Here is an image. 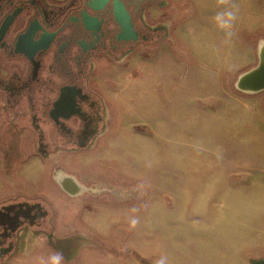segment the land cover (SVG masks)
Returning <instances> with one entry per match:
<instances>
[{
    "label": "rangeland",
    "instance_id": "1",
    "mask_svg": "<svg viewBox=\"0 0 264 264\" xmlns=\"http://www.w3.org/2000/svg\"><path fill=\"white\" fill-rule=\"evenodd\" d=\"M173 2V44L159 47V56L141 53L121 65L106 63L102 84L117 104L118 121L97 149L65 160L70 168L116 184L144 187L146 195L125 203L108 197L89 202L79 225L93 244L64 264H156L161 259L165 264H252L264 259V211L242 202L240 188L250 185L254 176L245 174L264 157V92L246 94L234 87L238 75L255 66V38L246 44L233 36L231 52H197L218 37L207 36L213 32L207 22L194 24L191 0ZM252 12L250 6L249 16ZM247 22L251 36L259 22ZM198 32L200 46L192 42ZM182 77L187 87L194 82L199 89L193 106L199 114L181 118L183 132L174 116H165L175 105L166 101L168 107L164 100L165 82L180 84ZM53 165V160L30 157L9 176L0 167V198L24 193L63 200L49 176ZM227 170L230 188L224 186ZM43 245L42 237L31 239L8 264H36L53 253Z\"/></svg>",
    "mask_w": 264,
    "mask_h": 264
},
{
    "label": "flooded vegetation",
    "instance_id": "2",
    "mask_svg": "<svg viewBox=\"0 0 264 264\" xmlns=\"http://www.w3.org/2000/svg\"><path fill=\"white\" fill-rule=\"evenodd\" d=\"M165 5L166 0H0V167L6 176L30 157L53 160L49 176L69 196L55 181L78 176L63 167L65 156L93 146L107 126V104L91 80L95 60L118 62L140 46L162 42L169 28L151 23L150 8ZM121 8L136 39H118L115 17ZM57 228L58 209L48 197L0 198V264L40 237L47 250L73 260L87 241L77 230L65 235Z\"/></svg>",
    "mask_w": 264,
    "mask_h": 264
},
{
    "label": "crops",
    "instance_id": "3",
    "mask_svg": "<svg viewBox=\"0 0 264 264\" xmlns=\"http://www.w3.org/2000/svg\"><path fill=\"white\" fill-rule=\"evenodd\" d=\"M175 0H166V5L165 7L161 8H156V7H151L150 8V20L152 24L156 23H165L167 24L169 31H168V36L162 41L158 42L155 44H145L143 46H140L133 54L129 55L125 59H122L120 61H109L104 58H98L95 60V71L92 75V82L94 85V88L97 92L101 94L103 97L105 103L107 104V126L101 136L97 139L96 143H94L93 146L89 147L88 149L82 150L79 154H83L89 151H93L98 148L100 142L104 139L105 136H107L111 130V128L114 126V124L118 121V108L117 104L115 101L111 100L109 98V89H105L103 86V79L101 76V73L103 74V70L105 69L106 63L110 64H115V65H121L128 61L130 58H133L134 56L138 54H149V57L157 54L158 56L162 54V51L159 50V47L162 48V46H169L170 44H173V39H174V25L175 22H177V17L176 16H170L169 12L174 10V2ZM179 1V0H176ZM182 4L184 3L183 0ZM232 6H234L236 9H238L237 12V19L235 21L234 25V37L239 36L243 38L246 41L250 37L255 38V56H256V63L258 62V56H257V50H258V45L259 42L264 40V0H231ZM207 6V10L204 11V7ZM253 6V12L251 16H249V7ZM220 11V6L217 3V0H191V17L194 19V24L198 23V26L201 21L207 22V29L209 35L208 37L211 36V38L218 37L216 40H212V45H208L207 49H199L197 52H231L232 51V39L230 42L225 43V36L224 33L219 30L216 27V24L214 22V16L216 13ZM252 19L253 21L256 20L259 22V27L254 30V33L249 36L248 34V28L249 23L247 22L248 20ZM256 23V22H255ZM256 25V24H255ZM195 28V27H194ZM193 30V34L195 33L196 29ZM196 34V33H195ZM239 34V35H238ZM201 35L199 32L197 33V37L193 35L192 42L197 43V45L200 46V38ZM233 38V37H232ZM209 40V38H208ZM210 42V41H209ZM247 50V49H246ZM153 54V55H152ZM156 55V56H157ZM150 61V58H149ZM169 59H166V68H168L169 65ZM173 78L167 77L166 80L170 81ZM183 82L178 83L176 82H165L166 89H165V104L169 102L174 103L175 108L174 112L173 109H167L166 112V117L168 115L174 116L176 118L175 125L177 126L178 122H180V125L182 127V132H183V122H182V117L185 116H196L199 114V110L195 109L194 103L197 102L196 99L198 97L196 96V91L199 92V89L196 88L194 89V82L192 83L191 89L185 85V82L187 80V77L184 78L182 77ZM193 80V77H192ZM161 81V80H160ZM161 87L163 86V81L159 82ZM149 92L152 93L153 91V84H149ZM176 87H175V86ZM168 86H174V93L169 92L172 89H170ZM161 91H163V88H161ZM191 91V92H189ZM119 99V98H118ZM121 99V98H120ZM118 100L120 102L121 100H125V97H123L121 100ZM152 100L149 99V104L152 105ZM137 99H132V103L136 104ZM155 101V100H153ZM169 101V102H166ZM111 103V104H110ZM191 104V108H185V104ZM171 104V105H172ZM129 106H132V104H129ZM134 106V105H133ZM170 105H168L169 107ZM189 106V105H188ZM137 107H135V113ZM139 109V107H138ZM140 110V109H139ZM152 111V110H151ZM152 113V112H151ZM150 113V114H151ZM162 125L164 124L165 126H169L167 120L161 121ZM194 130L193 126L191 128ZM77 154V155H79ZM72 156V157H71ZM76 155H66L65 159L63 160L64 163V168L78 176H73L76 178L78 182L83 184L86 188L89 189V191H85V193H82L78 197H71V196H66L63 195L62 192L57 188L55 189L60 195L63 196V200L59 198H54L55 195L53 196H48V199L52 202L53 205L58 209V228L57 230L61 229H69L68 232L61 233L60 231L58 232L59 234H70L74 231H79V233L86 239L87 244L84 246L92 245L93 241L89 238L90 234L85 233L81 230V227L79 225V220L81 219V216L83 212L86 210L87 207H89V202L96 201V200H101L104 197L111 198L113 201H117L118 203H125L129 201H136L139 198H142L143 196L146 195V190L144 187L141 186H128L125 187V185H120L116 184L114 182H111L109 179L106 178H99L98 176H93L92 174H87L86 172H83L79 169H74L70 168L65 160L67 157L75 158ZM245 164V162H242ZM252 164V163H250ZM249 170L252 173H247L245 174L246 176H254L251 177L250 179V185L246 184V186L241 185V201L247 203L248 201L256 206V211L259 209L260 211H264V157L263 159L256 163L255 167H250ZM230 171L227 170L224 173V186H227L230 188L231 186V179H230ZM217 176H213L211 179L213 182L216 183V178ZM219 180H222L219 178ZM102 186V187H101ZM104 186V187H103ZM246 190V194H245ZM126 191V192H125ZM57 193V194H58ZM58 199V200H55ZM249 199V200H248ZM57 201H62L60 204ZM258 260H264V259H257L253 260L258 261Z\"/></svg>",
    "mask_w": 264,
    "mask_h": 264
},
{
    "label": "water",
    "instance_id": "4",
    "mask_svg": "<svg viewBox=\"0 0 264 264\" xmlns=\"http://www.w3.org/2000/svg\"><path fill=\"white\" fill-rule=\"evenodd\" d=\"M89 1L91 4L97 2L104 4L108 0ZM116 6H118V3ZM115 19L121 26V32L118 36L119 40L137 38V33L133 31V27L127 19L126 13L122 11V8L120 14H118L117 11ZM257 56V64L249 70L238 75L234 83V87L237 91L246 94H257L264 92V40L259 42ZM55 181L60 186V188L71 197H74L77 193L89 191L88 188L77 182V180L71 176H55ZM252 264H264V260L254 261Z\"/></svg>",
    "mask_w": 264,
    "mask_h": 264
},
{
    "label": "clouds",
    "instance_id": "5",
    "mask_svg": "<svg viewBox=\"0 0 264 264\" xmlns=\"http://www.w3.org/2000/svg\"><path fill=\"white\" fill-rule=\"evenodd\" d=\"M218 5L220 6V11L214 16V22L216 27L224 33L225 43L231 41L234 36V25L237 19L236 9L231 4V0H217ZM137 221H132V226L134 227ZM65 257L62 252L55 251L47 257H39L36 261V264H64ZM156 264H165L164 260H158Z\"/></svg>",
    "mask_w": 264,
    "mask_h": 264
},
{
    "label": "bare ground",
    "instance_id": "6",
    "mask_svg": "<svg viewBox=\"0 0 264 264\" xmlns=\"http://www.w3.org/2000/svg\"><path fill=\"white\" fill-rule=\"evenodd\" d=\"M102 187V186H101ZM104 187V186H103ZM126 192V191H125ZM75 197V196H74Z\"/></svg>",
    "mask_w": 264,
    "mask_h": 264
}]
</instances>
